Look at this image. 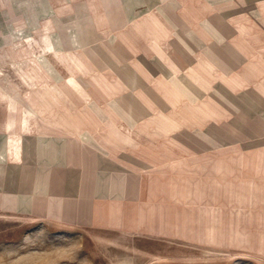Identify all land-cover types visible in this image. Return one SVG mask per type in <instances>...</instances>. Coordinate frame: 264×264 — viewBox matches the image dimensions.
Listing matches in <instances>:
<instances>
[{
	"label": "rangeland",
	"instance_id": "rangeland-1",
	"mask_svg": "<svg viewBox=\"0 0 264 264\" xmlns=\"http://www.w3.org/2000/svg\"><path fill=\"white\" fill-rule=\"evenodd\" d=\"M53 95L98 150L122 110L152 232L42 228L18 211L30 160L0 153V264H264V0H0V151Z\"/></svg>",
	"mask_w": 264,
	"mask_h": 264
},
{
	"label": "crops",
	"instance_id": "crops-1",
	"mask_svg": "<svg viewBox=\"0 0 264 264\" xmlns=\"http://www.w3.org/2000/svg\"><path fill=\"white\" fill-rule=\"evenodd\" d=\"M56 100L55 95L38 98L49 103L37 107L32 114L28 111L22 114L20 147L13 152L18 158H9L6 145L0 151L4 153V160H30L27 166H21L18 211L34 217L42 228L56 232L134 236L146 230L151 234L150 225L141 220V200L144 197L150 200L154 195L150 194L151 190L145 192L143 186L140 172L143 160H134L135 152L131 153L133 160H124L122 155L126 146L134 148L135 139L126 138L121 129L109 131V128H119L121 121L112 117L124 116L122 110L112 105L114 109L110 111L114 114L101 115L106 117L108 132L102 136L103 144L98 150L91 144L96 141L92 134L98 133L73 115L62 122ZM81 111L87 115L91 112ZM131 116L135 130L134 119L139 117L135 111ZM130 139L131 145H125ZM114 150L122 153L115 156ZM86 162L91 163L88 169ZM150 207L149 204L147 208ZM72 252H76L74 248L57 249L54 255L59 260L71 259Z\"/></svg>",
	"mask_w": 264,
	"mask_h": 264
}]
</instances>
